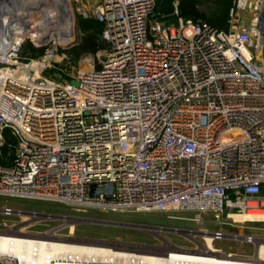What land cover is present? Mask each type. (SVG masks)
Instances as JSON below:
<instances>
[{
	"label": "built area",
	"instance_id": "1",
	"mask_svg": "<svg viewBox=\"0 0 264 264\" xmlns=\"http://www.w3.org/2000/svg\"><path fill=\"white\" fill-rule=\"evenodd\" d=\"M68 1L107 44L99 66L68 82L45 76L50 48L24 54L28 37L0 19V196L264 224V0H232L224 29L176 5L169 21L156 0ZM105 183L110 195L90 194ZM87 246L91 256L74 250L49 264L195 263ZM0 264L20 263L0 254Z\"/></svg>",
	"mask_w": 264,
	"mask_h": 264
},
{
	"label": "rangeland",
	"instance_id": "2",
	"mask_svg": "<svg viewBox=\"0 0 264 264\" xmlns=\"http://www.w3.org/2000/svg\"><path fill=\"white\" fill-rule=\"evenodd\" d=\"M175 5L178 14L184 19H203L218 28H223L232 0H156L158 14L168 16V20L172 22ZM34 14L35 18H41L40 12ZM62 16L63 14L57 16L56 22L54 21L51 26L50 21L43 23L42 29L52 33L44 46L43 44L39 46L30 34L25 48L28 49L30 46L36 53H40L45 47L50 48V68L45 71V76L68 82L78 69L99 66L107 47L94 53H80L85 37L90 36L98 41L100 38L98 26L93 20L80 19L76 14L72 39L61 41L67 37L60 30L65 18ZM4 208L14 210L16 213L8 215L0 212V231L16 228L27 234L50 232L60 238L71 235L87 241L110 242L112 246L116 244V247L128 244L134 246L132 249L141 251L147 247L161 248V252H168L170 247L203 250L206 246L204 236L214 231L210 236L215 250L219 253L237 258H251L255 254L257 242L264 241V224H231L225 218L215 219L210 215H204L197 221L194 214L187 212L139 214H111L100 210L78 212L59 203L0 196V210ZM81 218H88L92 222H83ZM127 223L138 224L144 228L132 229L120 225ZM70 225L73 226L72 231ZM248 237L251 238L250 241L246 240Z\"/></svg>",
	"mask_w": 264,
	"mask_h": 264
},
{
	"label": "bare ground",
	"instance_id": "3",
	"mask_svg": "<svg viewBox=\"0 0 264 264\" xmlns=\"http://www.w3.org/2000/svg\"><path fill=\"white\" fill-rule=\"evenodd\" d=\"M38 12L42 14L40 19L34 16V13ZM62 14L65 18L62 16L64 18V23L62 22V29L60 28V30H62L61 32L67 37L61 41L65 42L72 39L75 24L74 15L68 0H0V19L4 21V28L12 27L14 31L24 37H28V35L32 34L36 43L45 41L52 36L51 32L48 31V33L42 29L43 23L50 21L51 26L55 18ZM5 33L6 31L2 33V37H4ZM244 222L247 221H240L239 223L243 224ZM70 230H73L72 225H70ZM211 232L214 231H210V233ZM210 233L204 236L206 246L203 250L198 251L197 249L189 250L170 247L169 251L191 255L194 257L191 260L195 262L192 264H211V261L206 260L205 256L220 259L219 261H221V263H214L213 261L214 264H227L222 262V260L225 261L226 258H232L234 256L221 254L215 250ZM50 241H52V243ZM93 243H95V241L77 239L71 235L60 238L50 234V232L46 234H27L16 228L0 231V254L12 257L20 264H49L52 259L61 258L67 252L74 250L75 252H80L82 255L91 256L92 254L90 251L92 250L86 247H88V244ZM105 244L106 246L113 245H111L110 242H106ZM121 247L131 248L134 246L124 244V246ZM139 251H141V249H139ZM142 252L149 256H163L161 248L148 249L147 247V249H144ZM251 258L256 261L264 260V242H257L255 254Z\"/></svg>",
	"mask_w": 264,
	"mask_h": 264
},
{
	"label": "trees",
	"instance_id": "4",
	"mask_svg": "<svg viewBox=\"0 0 264 264\" xmlns=\"http://www.w3.org/2000/svg\"><path fill=\"white\" fill-rule=\"evenodd\" d=\"M193 20H196V19H193ZM93 22L96 24V26H98V29H99L98 33H99L100 41H98V40H96V39H94L93 37H90V36L89 37H85V39H84V41H83V43L81 45V48H80V53H94V52H96L98 50H101V49H104V48L106 49V47H107L106 43L100 37V32H101L100 25L97 24L94 20H93ZM209 23H211V22H209ZM212 25H214V24H212ZM224 28H226V24L223 27V29ZM28 49L24 48V52H25L24 54L30 53L32 56H40L42 54V52H43V51H40V53L37 52L38 53L37 54L36 51H34L30 46H29Z\"/></svg>",
	"mask_w": 264,
	"mask_h": 264
},
{
	"label": "water",
	"instance_id": "5",
	"mask_svg": "<svg viewBox=\"0 0 264 264\" xmlns=\"http://www.w3.org/2000/svg\"><path fill=\"white\" fill-rule=\"evenodd\" d=\"M8 1V0H7ZM112 184L111 183H105L102 186H97V185H91L90 186V194L92 196H98V195H103V196H108L112 193ZM0 212H9V214H14L16 213L14 210L11 209H1ZM83 222H92V220H89L88 218H81L80 219ZM121 226L127 227V228H132V229H143L144 226L138 225V224H120Z\"/></svg>",
	"mask_w": 264,
	"mask_h": 264
}]
</instances>
